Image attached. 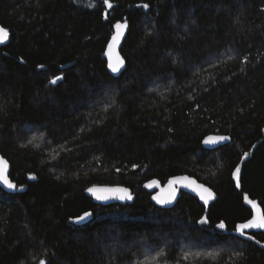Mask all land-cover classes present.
Listing matches in <instances>:
<instances>
[{
  "label": "trees",
  "instance_id": "1",
  "mask_svg": "<svg viewBox=\"0 0 264 264\" xmlns=\"http://www.w3.org/2000/svg\"><path fill=\"white\" fill-rule=\"evenodd\" d=\"M109 2L0 0V153L27 186L0 188V264H264V231L236 235L245 194L264 212V0ZM213 133L232 141L207 150ZM181 174L215 191L206 223L189 194L151 201L148 181ZM92 185L136 199L98 205Z\"/></svg>",
  "mask_w": 264,
  "mask_h": 264
},
{
  "label": "water",
  "instance_id": "2",
  "mask_svg": "<svg viewBox=\"0 0 264 264\" xmlns=\"http://www.w3.org/2000/svg\"><path fill=\"white\" fill-rule=\"evenodd\" d=\"M115 33H116V29H115V32H114L113 35H115ZM127 33H128V27L125 30L124 35L121 38L120 43L118 44V46L116 48V53H118L123 59H124V57H123V55L121 53V49H122V46H123V43H124V40L126 38ZM9 41H10V35H9V37H8L6 42L0 43V48L1 47H5L6 45H8ZM111 41H112V38H111L109 44L111 43ZM107 51H108V47H107V49L105 51V54H104V57L106 58L107 63H108V56L106 55ZM124 62H125V59H124ZM125 67H126V62L124 63V66H123V68H121V71L119 73H113L111 71V69H110V71L113 74H115V75H120L125 70ZM58 82L59 81H57V83ZM51 85H55V84L51 83ZM221 136L228 137L229 139L218 141L216 143H211V144H205L204 143V140L207 139L208 137H221ZM231 141H232V139H231V137L229 135L219 134V133H215L214 134L213 133V134H208L207 136L204 137V139L202 141V146L205 149H207V150H217V149H219V148H221L223 146H226V145L230 144ZM0 157H3L1 153H0ZM4 159L7 160L6 158H4ZM7 162H8V169H7L8 178H9V180L12 183L17 185V183L14 182L12 180L11 176H10V174H11V164H10V162L8 160H7ZM183 177H187L188 179L187 180L181 179L178 183H175V184L172 185V187L175 189V196H174V198L171 199L170 203L161 204V203L158 202L157 199H154V197L168 198L170 196V189H169L168 181L169 180H173L174 178H183ZM31 179L33 180L34 178L32 177ZM169 180L165 184H162L157 179H153V180L148 181L145 184L146 189H148L149 191L152 192L151 201L158 207L165 208V209H172L177 204L179 198L181 197V194L182 193H186V194H189V195H191L194 198L199 200V202L205 208V216H204L203 219H205V218L207 219V214H208L209 208L211 207V205L217 199V195H216L215 191L212 188H210L209 186H207L206 184H204L202 182H199L196 178H194V177H192L190 175H187V174H181V175L173 176ZM234 180L237 183V178H236V175H235V171H234ZM239 180H240V178H239ZM152 181H157V185L149 187L148 185L151 184ZM191 181H195V184H192ZM197 185H203L205 188L210 189L211 192L213 193V198L209 199L208 202L205 203V201L203 199H201L200 191H199V189H197ZM0 188H2L8 194H19V193H23V192H25L27 190V186L26 185H24V186H18L17 185L16 189H9L2 182H0ZM90 188H92V189H117V188H119V189H127V194H130L132 199H130V200L129 199H120L119 196L120 195H124V193H116V192H107V193L96 192V193H94V192H89L88 189H90ZM238 188H240V186ZM85 194L89 198L92 199L93 203L98 204V205H103V206L116 205V204L117 205H130L136 199V195L133 193V191L129 187H126V186H123V185H92V186L88 187L85 190ZM97 195H106V196H108V199L99 200V199L96 198ZM244 204H245L246 207H248L252 211V216H251V218L249 220L253 219V217L256 215V210L253 209L252 206L250 204H248L246 200H244ZM257 204L259 205L261 211L263 212V209H262L261 205L258 202H257ZM247 221L242 222V223H246ZM242 223H239V224H242ZM262 231H264V229H261V228H249V229H245L244 233L241 234L237 230V227H236V235L239 238L247 239V240L250 239V235H249L250 233H260ZM41 261H44L45 264H47L45 260H41ZM41 261H40L39 264H41Z\"/></svg>",
  "mask_w": 264,
  "mask_h": 264
},
{
  "label": "snow or ice",
  "instance_id": "3",
  "mask_svg": "<svg viewBox=\"0 0 264 264\" xmlns=\"http://www.w3.org/2000/svg\"><path fill=\"white\" fill-rule=\"evenodd\" d=\"M105 3H108V7H112L111 3L109 2V0H104ZM91 6V5H90ZM145 8L148 7L147 4L144 5ZM128 25L127 22L125 21L124 23H120L117 22L115 24V29H116V33L115 35L112 36V41L111 43L108 45V51L106 53V55L108 56V67L109 69H111V71L113 73H119L121 71V68H123L124 66V59L118 54L116 53V48L118 46V44L120 43L121 38L124 35L125 30L127 29ZM9 37V32L6 28H4L3 26H0V43H4L7 41ZM246 59V58H245ZM43 67V66H41ZM63 80V76H55L50 83L52 84H56L57 81H61ZM229 139L228 137H208L207 139L204 140L205 144H211V143H216L218 141H222V140H227ZM247 153H245V156L247 157ZM7 169H8V162L7 160H5L3 157H0V182H2L3 184H5L9 189H16L17 185L12 183L7 175ZM240 168L237 167L235 169V175L237 178V186L239 187V178H240ZM181 179L183 180H187V177H183V178H174L173 180H169L168 181V185H169V189H170V196L168 198H164V197H154V199H157L159 203L164 204V203H170L171 199L174 198L175 196V189L172 187L173 184L178 183ZM192 184H195V181H191ZM157 185V181H152L151 184H149V187L152 186H156ZM197 189H199L200 191V195H201V199H203L205 201V203L208 202L209 199L213 198V193L211 192L210 189L205 188L203 185H197ZM89 192H103V193H107V192H116V193H124V195H120L119 198L120 199H132L130 194H127V189H88ZM97 199L99 200H105L108 199V196L106 195H97L96 196ZM244 199L247 201L248 204H250L252 206L253 209L256 210V215L253 217V219L248 220L246 223H242L239 224L237 226V230L243 234L245 229H249V228H261L264 229V212L261 211L259 205L257 204L256 201L250 199L247 194H245ZM92 213L90 212H86L84 213V215L78 217V220L83 221L85 220L87 217L91 216ZM201 223H206L207 219H203L200 221ZM219 228L223 229L225 228V224L223 222H221L218 225ZM41 264H45L44 261H41Z\"/></svg>",
  "mask_w": 264,
  "mask_h": 264
},
{
  "label": "rangeland",
  "instance_id": "4",
  "mask_svg": "<svg viewBox=\"0 0 264 264\" xmlns=\"http://www.w3.org/2000/svg\"><path fill=\"white\" fill-rule=\"evenodd\" d=\"M86 219H87V218H86ZM86 219H85V220H86ZM79 221H80V220H79ZM83 221H84V220H83Z\"/></svg>",
  "mask_w": 264,
  "mask_h": 264
}]
</instances>
